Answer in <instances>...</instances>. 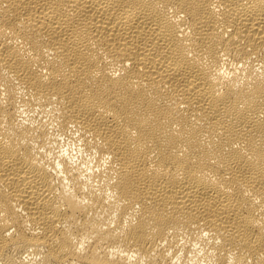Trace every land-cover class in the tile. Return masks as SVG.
Returning a JSON list of instances; mask_svg holds the SVG:
<instances>
[{"label":"bare ground","instance_id":"1","mask_svg":"<svg viewBox=\"0 0 264 264\" xmlns=\"http://www.w3.org/2000/svg\"><path fill=\"white\" fill-rule=\"evenodd\" d=\"M0 264H264V0H0Z\"/></svg>","mask_w":264,"mask_h":264}]
</instances>
